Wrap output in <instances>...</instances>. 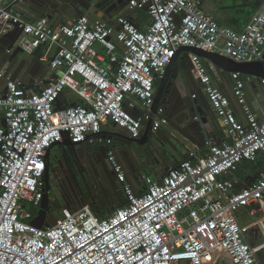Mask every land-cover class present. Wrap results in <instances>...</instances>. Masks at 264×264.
Listing matches in <instances>:
<instances>
[{
  "label": "built area",
  "instance_id": "built-area-1",
  "mask_svg": "<svg viewBox=\"0 0 264 264\" xmlns=\"http://www.w3.org/2000/svg\"><path fill=\"white\" fill-rule=\"evenodd\" d=\"M125 1V9H145L149 23L86 13L56 25L26 16V0H0V35L13 41L8 52L19 59L39 54L47 65L40 90L0 69V264H213L217 247L230 264H262L264 169L242 186L238 174L244 162L264 155V117L246 105L253 75L231 73L247 113L242 121L214 82L225 70L191 54L227 139H206L204 154L189 149L160 179L143 174L139 192L126 183L114 135L139 139L143 122L154 131L169 125L165 107L153 109L156 75H164L181 46L236 62L264 61V0L242 30L219 23L204 0ZM66 90L81 103L58 106ZM65 132L73 142L107 147L126 204L105 217L87 204L39 227L47 152ZM245 209L262 216L243 224L238 214ZM253 226L263 237L257 246L246 235Z\"/></svg>",
  "mask_w": 264,
  "mask_h": 264
},
{
  "label": "crops",
  "instance_id": "crops-1",
  "mask_svg": "<svg viewBox=\"0 0 264 264\" xmlns=\"http://www.w3.org/2000/svg\"><path fill=\"white\" fill-rule=\"evenodd\" d=\"M213 1L214 0L209 1L210 6H213ZM215 1H221V0H215ZM237 4L239 5L238 9L240 11L246 10V13L248 12V14L245 15L243 18H240L239 16L236 18L230 17V19L226 20L225 22H221L217 18L216 19L221 24L231 26L237 30H242L250 21L252 13L255 10L256 6L258 5V2H256V0H238ZM31 5L32 4L30 3L28 5L27 2H25L22 5L23 10L25 9L24 12L26 16H28L31 19L39 18L36 12L32 10ZM115 9L116 6H111L109 9V14L113 12ZM206 10L215 15L214 8L212 9L211 7L209 8L206 7ZM129 12L130 10L124 8V10H122L120 14L124 15V14H128ZM99 13L100 12L97 11V9L94 7L88 12V15L94 18V17H98L97 15ZM133 15H136V13H133ZM118 18L119 16L116 15L112 19L111 18L109 19L107 17H105L104 19L111 22H116L118 21ZM132 19L141 26H144L149 23L148 18L145 15H137V17L135 18L134 16H132ZM61 21L62 19L57 18L53 20L52 23L58 25L62 23ZM38 58H39V54L34 55V59L32 61H27L28 57L20 58V60L17 59L13 71L10 70L8 71L11 73V75L13 73H20L21 78L27 84L31 85V87H33L35 90H40L43 82L39 81L41 79H39L38 76L39 75L44 76L46 69L44 70L43 65L42 64L40 65V62H38ZM205 62L209 64V62L207 61ZM192 72H193L192 78H194V81H191V83L193 84L195 92L197 93L199 92V89H201L202 85L200 81L197 79L194 70H192ZM213 78L218 88H220L225 93H229V95L232 94V90L234 89V81L231 78L230 72L223 73L222 79H218V77L215 74ZM156 84H158V80ZM247 85H248L247 89H249L251 93L250 94L251 99L257 102V108H254L253 105H251V107L253 108L255 114H257L259 117H263L264 106L261 104V101L264 102V97H263L264 86L263 87L261 86L263 90V94H262V92L256 88L257 83L254 84L255 86H252V84L250 83H247ZM76 103H81V99L72 91L66 90L62 95V97L60 98L58 106L73 105ZM161 106L165 107V105L163 104H161ZM239 110L240 111L237 112L235 111L237 113V116L242 121H245L246 120L245 110H241V109ZM218 121H219L218 126H215V123L212 122V119L206 122L207 123L206 125L211 131L210 138L217 143H223L227 139L226 128L224 127L222 122L220 123L219 118ZM179 123L182 122L179 121ZM186 131L187 130H185V132H180L174 129L173 127H171L170 125L163 126L157 131L152 130V133L149 135V137L147 138L141 137L142 140L145 139L146 141V144L143 145V149L141 151L143 153L138 152V150L134 148L135 153H137V158L134 157L133 155L131 156V154L128 153L127 150L125 149L124 143L127 136L120 134L114 135L117 145L116 157L117 160L121 163L123 170L125 172L126 183L130 184L136 192H139L144 187L142 183L143 174H147L152 178L159 179L163 176V174L167 171V169L170 166L178 163L181 159L186 158L188 156L189 149L195 150L196 154H204L205 152L208 151V149L204 146L198 147L196 145L197 141L193 142L190 140V138L196 139L195 133L190 134V133H186ZM147 146H150V149L146 151ZM107 150L108 149L106 146H95L89 144L88 146H84L81 149H79L78 152L73 155L74 161L78 162L77 165L80 164L83 165L82 166L84 170L83 177H85L87 182L90 185H92L94 178L96 177V179H98L99 177L100 183H103L104 187L108 190L110 194V195L108 194L107 196L109 201L103 195H101V199L103 201L102 203L90 202V206L92 208L94 206L97 207L99 210H102L103 213H105L104 216L110 214L111 211H113L115 208L120 206L123 203V201H125V195L122 191V184L116 176V173L113 168V164L110 158L108 157ZM129 150L131 149L129 148ZM70 152H71V146L65 144L64 142L55 144L50 148L49 151L48 161L51 163V166L55 168L54 172L52 173V177L57 181L62 182L65 185H70L74 181L73 180L74 167H72V161L69 160V158L71 157ZM101 152H104L107 155L109 161L108 164L114 173V178L116 182L114 186L109 185L107 181H105L103 177L104 176L103 172L100 171L103 168H100V164H99L100 162L97 159H98V154H100ZM75 169L79 170V166ZM262 170L263 168L258 165H248L247 163L244 162L238 173L239 176L241 177V186L248 184L254 181L256 178H258L259 173ZM238 215L243 224H251L252 222L256 221L262 216V212H259L255 215H251L249 213V209H245L242 210ZM255 235L256 237L261 238V234L258 230H256ZM247 238L253 245H255V242L256 244L260 242V240H255L258 238L254 239V237L252 238L251 235H247ZM218 249L220 248L218 247L216 248V252H215L216 257L213 264H230L228 254L226 253L225 250H223L225 253L221 258V262L217 263ZM261 254H262V259L264 261V248H262ZM222 261H225V263H222Z\"/></svg>",
  "mask_w": 264,
  "mask_h": 264
},
{
  "label": "water",
  "instance_id": "water-1",
  "mask_svg": "<svg viewBox=\"0 0 264 264\" xmlns=\"http://www.w3.org/2000/svg\"><path fill=\"white\" fill-rule=\"evenodd\" d=\"M96 0H26L27 4H32V10L36 12L39 17H48L51 21L55 19H61L62 17H67L66 19H62L61 22H67L69 19L76 18L77 16L84 15L88 13L92 8H96L100 13L97 15L100 18H114L116 15H119L122 10L126 7L125 0H112V2H117V8L108 13V9H102L100 5L95 4ZM258 3L260 0H257ZM256 1V2H257ZM136 13V15H133ZM127 17L137 15H147V11L144 10H130L128 14H124ZM12 39L9 36H1L0 35V69L4 68L7 71H13L14 66L16 65L17 52L11 53L8 52L9 46L12 44ZM191 54H196L205 61L214 64L215 66L224 69L226 72H240L242 74H250L254 76V79L250 82L252 86L257 83L256 88L260 90L263 94L262 87L264 86V61H254V62H236L233 59L223 56L219 53L209 52L202 48L191 47V46H181L177 50L176 56L173 58L172 62L167 66L165 73L163 76H158V84L156 87L155 93V104L154 111L157 112L159 106L161 104L166 107V115L169 120V125L174 129L185 132L186 133H195L196 139L190 138L191 141L196 142L198 147H203L206 139L211 137V131L207 127V123L212 119V122L215 123V126H218L219 121L218 117L211 107L206 95L204 94L202 89H199V92H195L193 84L191 81H194L192 78V70L193 63L191 60ZM34 56L29 57L27 61H32ZM38 62H40L38 60ZM43 67H47L44 63H40ZM9 72V71H8ZM10 73V72H9ZM13 79H20V73H13ZM22 79V78H21ZM193 79V80H192ZM23 80V79H22ZM4 84V83H3ZM245 87L246 92V105L249 107L251 112L253 108H257V102L252 100L250 97V91ZM262 86V87H261ZM230 97V101L235 111L245 110L244 105H238V97L235 95L234 89L232 90V94L226 93ZM196 95V97H193ZM264 97V94H263ZM251 100H250V99ZM236 100V102H235ZM251 101V102H249ZM180 104V105H179ZM261 104L264 106V102L261 101ZM75 105V104H73ZM179 105V106H178ZM178 106V109H177ZM247 117V113L245 112ZM264 117V116H263ZM262 117V118H263ZM181 121L182 123H179ZM152 123L151 122H143V132L142 138H147L152 133ZM185 133V134H186ZM65 140L62 141L67 145L71 146V157L78 152L80 149L81 143L73 142L69 134L67 132L64 133ZM125 139V149L128 153L137 158V153H135L134 148L141 152L143 149V145L146 144L145 139L142 140L137 138H131L126 135ZM116 143V140H115ZM58 144V143H57ZM55 145V144H54ZM53 145V146H54ZM130 146V147H129ZM129 148L131 150H129ZM150 149V146H147L146 151ZM49 151L47 152V169L45 172V181L47 183V193L45 194V198L41 204V208L39 210L38 216H36L34 223L39 226H49L51 224H56V221L47 222L46 221V213H47V204L49 203V191H50V178L54 169L51 166V163L48 161ZM135 153V154H134ZM143 153V152H141ZM123 154V153H122ZM160 179V178H159ZM256 245V244H255ZM257 257L259 261L264 264L262 259L261 250H258Z\"/></svg>",
  "mask_w": 264,
  "mask_h": 264
},
{
  "label": "flooded vegetation",
  "instance_id": "flooded-vegetation-1",
  "mask_svg": "<svg viewBox=\"0 0 264 264\" xmlns=\"http://www.w3.org/2000/svg\"><path fill=\"white\" fill-rule=\"evenodd\" d=\"M257 1V0H256ZM258 2V1H257ZM95 4H98L101 6L102 9H109L111 6H118L117 2H112V0H96ZM67 17H62L61 19H66ZM157 87V86H156ZM80 149L84 146H88V143H81ZM70 161H72V167H74V173H73V182L70 185H65L60 181H57L54 179L52 176L50 178L49 184H50V191H49V203L47 204V213H46V221L47 222H53L57 221L58 218L61 216L62 210H65L64 208H67L68 210H76L80 206H83L85 202L89 199L90 202H96V203H102L101 195H103L106 199H108V190L104 187L103 183H100L99 177L97 174L98 179L96 177L93 180V184L90 185L87 180L85 179L84 176V170L82 168L83 165H77L78 162L74 161V158H69ZM100 163V168H103L100 170L103 172V177L105 181L109 185L114 186L115 185V178H114V173L112 169L109 166V161L107 158V155L104 152H101L98 154V159ZM74 163V164H73ZM76 165V166H75ZM96 165V164H95ZM79 166V170L75 169ZM98 168V169H100ZM96 170V168H95ZM105 172V173H104ZM53 180V183H52ZM56 186L59 188V193H57ZM54 192L55 197L51 198L50 195L51 193ZM61 194V195H60ZM110 195V194H109ZM63 199H62V198ZM109 201V199H108ZM113 205V204H112ZM96 206V204H95ZM256 230L259 231L258 227L253 226L248 230L246 235H251L252 238H258L255 240H260L258 244L255 242V246L263 243V237L261 234L260 237H256L255 233Z\"/></svg>",
  "mask_w": 264,
  "mask_h": 264
},
{
  "label": "rangeland",
  "instance_id": "rangeland-1",
  "mask_svg": "<svg viewBox=\"0 0 264 264\" xmlns=\"http://www.w3.org/2000/svg\"><path fill=\"white\" fill-rule=\"evenodd\" d=\"M209 1L210 0H205V2H204L205 9H206V7H208V8L211 7L212 9L214 8V10H215V17L218 20H220L221 22H225L226 20H229L230 17L236 18V17L239 16L240 18H243L245 15L248 14V12L246 13V10L240 11L238 9L239 8V5L237 4L238 0L237 1L236 0H221V1H215L214 0L213 1V6H210ZM52 183H53V180H52ZM56 189H57V193H59V188L57 186H56ZM50 197L51 198H54L55 197L54 192L51 193ZM87 204L90 205L89 199L85 202L84 205H87ZM64 209L65 210H62V212L60 213L61 214L60 217L68 214L69 212H74L75 211V210H68L67 208H64ZM217 252H218V255H217V263H218V262H221V258H222L223 254L225 252L221 248L218 249ZM222 263H225V261H222Z\"/></svg>",
  "mask_w": 264,
  "mask_h": 264
},
{
  "label": "trees",
  "instance_id": "trees-1",
  "mask_svg": "<svg viewBox=\"0 0 264 264\" xmlns=\"http://www.w3.org/2000/svg\"><path fill=\"white\" fill-rule=\"evenodd\" d=\"M245 163H247L248 165H258L264 169V155H261L257 162H247L246 161ZM125 204H126V201H123V203L120 206L125 205ZM93 210L96 211L99 217L107 216V215L104 216L105 213H103V211L99 210L97 207L93 206Z\"/></svg>",
  "mask_w": 264,
  "mask_h": 264
},
{
  "label": "clouds",
  "instance_id": "clouds-1",
  "mask_svg": "<svg viewBox=\"0 0 264 264\" xmlns=\"http://www.w3.org/2000/svg\"><path fill=\"white\" fill-rule=\"evenodd\" d=\"M156 86H157V84H156ZM202 89V88H201ZM194 97V96H193ZM208 99V98H207ZM210 103V102H209ZM140 139V138H139Z\"/></svg>",
  "mask_w": 264,
  "mask_h": 264
}]
</instances>
